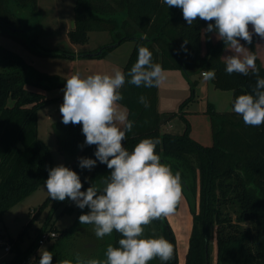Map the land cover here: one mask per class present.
<instances>
[{
	"label": "trees",
	"instance_id": "obj_1",
	"mask_svg": "<svg viewBox=\"0 0 264 264\" xmlns=\"http://www.w3.org/2000/svg\"><path fill=\"white\" fill-rule=\"evenodd\" d=\"M37 13V0H0V35L24 33L31 46L37 48L31 29ZM74 18L75 27L69 32L74 45L87 44L90 32H109L112 36L111 44L100 48L101 53L98 50L85 56L102 58L124 41L135 42L123 71L126 76L120 89L123 99L118 102L134 122L124 145L131 152L141 139H159L156 152L161 162L170 164L173 172L180 171L183 195L193 216L185 264H207V250L212 264L214 241L217 250L214 264H264V124L248 126L233 110L219 113L210 107L213 144L205 146L191 137L188 123L183 134L162 132L166 120L157 110L158 86L137 87L127 82L130 79L127 73L137 61L140 46L147 47L153 63H159L164 70H182L192 86L198 84L191 81L195 73L214 70L215 79L211 80L214 87L232 92L233 100L252 93L257 77L251 70L247 76L229 75L222 58L228 45L220 39L213 43L212 35L216 33L206 31L208 22L197 19L189 26L181 9L169 8L163 0H76ZM204 34L208 46L205 56ZM259 38L254 34L251 44L242 41L256 55V67L264 78V67L255 47ZM56 86L51 76L40 73L0 45V223L7 210L48 178L52 157L48 146L38 138L37 117L48 100L29 87ZM141 96L146 98L148 107L139 102ZM54 128L67 167L80 176L81 190L86 191L92 184L102 189L111 171L105 164L97 161L92 170L79 167L80 157L96 159V146L84 143L82 125H65L60 121ZM73 204L70 199L61 202L48 196L40 208L50 209L51 214L42 233H58L50 250L52 264L65 259L75 262L77 257L106 259L107 246L117 247L122 237L114 231L111 236L98 239L92 225L79 223V216L89 209L81 210ZM179 207L180 203L175 212ZM59 209L60 215L76 213L71 227L58 230L56 223L50 225ZM42 233L26 251L20 249L18 242H11L14 257L7 264H39L36 258L31 262L29 257L40 247ZM160 236L173 245V257L167 264H178L177 239L168 218L154 220L144 228L143 238ZM149 264L162 262L157 258Z\"/></svg>",
	"mask_w": 264,
	"mask_h": 264
},
{
	"label": "clouds",
	"instance_id": "obj_2",
	"mask_svg": "<svg viewBox=\"0 0 264 264\" xmlns=\"http://www.w3.org/2000/svg\"><path fill=\"white\" fill-rule=\"evenodd\" d=\"M163 2L169 8L181 9L189 26L197 19L208 22L206 31L215 32L234 52L224 57L229 75L247 76L251 70L257 77L252 93L236 97L232 110L242 117L245 125L264 124V78L256 67V55L240 43L243 40L251 44L254 34L264 39V0ZM163 72L159 63H153L151 51L140 46L137 61L127 73L130 77L127 82L137 87L158 86ZM202 77L204 81L214 80L215 71H204ZM125 82V73L119 69L111 75L87 77L75 72L66 79L59 109L62 123L82 125L84 143L96 146V159L80 157L79 167L92 170L99 161L111 171L102 189L92 184L82 191L83 184L77 172L58 165L48 170L44 186L52 200L70 199L81 210L88 208L87 213L79 216V223L92 225L98 239L111 236L114 231L122 238L117 247L107 246L104 260L77 257L75 262L65 259L58 264H149L157 258L167 264L173 257V245L166 238H143V235L145 226L152 221L175 213L183 198L181 173L173 172L170 164L161 162L156 152L159 139H141L131 152L125 147L126 134L134 127L127 109L118 103L123 99L120 89ZM139 102L149 106L144 96ZM39 252V264H52V252L45 248Z\"/></svg>",
	"mask_w": 264,
	"mask_h": 264
},
{
	"label": "rangeland",
	"instance_id": "obj_3",
	"mask_svg": "<svg viewBox=\"0 0 264 264\" xmlns=\"http://www.w3.org/2000/svg\"><path fill=\"white\" fill-rule=\"evenodd\" d=\"M75 4L76 0H37L39 13L33 19L31 26L37 39V48L31 46L30 40L27 39L28 37L24 33L0 35V45L2 47L22 58L40 73L51 76L53 82L57 85L54 89L34 88L35 91L42 93L48 100L38 111V138L50 149L52 168L58 165L67 167L68 164L66 156L60 149L54 126L62 121L59 109L63 103L62 90L69 74L79 72L82 77H87L94 74L111 75L117 69L123 72L135 47V42L129 40L124 41L118 47L112 48L102 58L85 56L92 55L94 52L100 51L101 47L111 44L112 36L109 32H90L87 44L74 45L70 41L69 31L74 28L75 24ZM249 30H251V25H249ZM212 37L213 43L218 42L219 39L216 35ZM202 43V55L205 56L208 53L205 34ZM240 43L250 50L242 40ZM255 47L259 62L264 67V39L259 38ZM42 49L49 52H42ZM229 55H234L231 49L227 50L225 57ZM71 56H74V58ZM222 58L224 60L223 56ZM202 81L204 82L203 86L199 84L192 86L182 70H164L163 78L158 85L157 102V110L166 120L162 125V132L183 134L188 123L192 138L198 140L201 144L209 142V133H212V130L208 129V121L211 120L210 107H213V110L219 113L230 112L233 109L234 100L232 92L217 90L211 80ZM182 110L184 111L182 113L183 117ZM47 197L48 193L43 183L24 200L7 210L0 223V238L2 241L8 245H11V242H18L20 249L26 251L38 235L42 233L51 215L50 209L40 210ZM73 206L77 207L75 202ZM182 207L188 209L189 205L186 203ZM61 210L59 209L49 221L50 225L56 223L55 229L58 230L71 227L76 219V213L73 215H60ZM174 221L171 216L169 222L172 224L171 227L177 239L178 264H184L185 257L182 251L186 247L187 250L189 249L186 242L187 236L186 232H181L178 226L174 225ZM215 231L216 227L213 236H215ZM53 242L52 239L47 240L44 245L38 248L35 255L32 254L29 257L30 261L33 262L36 258L35 261L39 263V249L45 248L50 251ZM216 253L214 241L212 264L217 260ZM13 257V251L6 253L4 247H0V264L9 263Z\"/></svg>",
	"mask_w": 264,
	"mask_h": 264
},
{
	"label": "crops",
	"instance_id": "obj_4",
	"mask_svg": "<svg viewBox=\"0 0 264 264\" xmlns=\"http://www.w3.org/2000/svg\"><path fill=\"white\" fill-rule=\"evenodd\" d=\"M74 27H75V24H74ZM74 29V28H73ZM73 29H71V30H73ZM70 30V31H71ZM69 31V32H70ZM213 35H216V34H213ZM212 35V36H213ZM217 36V35H216ZM213 38V37H212ZM229 47V46H228ZM226 48V50L224 51V53H223V57H225L226 56V54H227V50L229 49V48ZM72 58H74V56H71ZM199 76H200V78H201V80H203V77H202V74H199ZM200 86H203L204 85V82L203 81H201V82H199L198 83ZM29 89H32V90H34V88H32V87H29ZM208 129L209 130H212V126H211V120H209L208 121ZM209 142H207V143H205V144H203V145H205V146H209L210 145V143H212L213 142V137H212V133H209ZM198 141V140H197ZM211 141V142H210ZM213 144V143H212ZM182 200H183V203H182ZM182 200L180 201V207H179V210L177 211V212H175L173 215H170V216H168L167 218H168V220L170 221V217L172 216L173 217V219L175 220L174 221V225L175 226H178V229L181 231V232H186V236H187V240H186V242L188 243V245H189V241H190V236H191V232H192V228H193V216H192V214H191V211H190V208L188 207V209L186 208V207H182V206H185L186 205V203H187V205H188V202H187V200H186V198H185V196L183 195V198H182ZM172 223V222H171ZM172 225V224H171ZM0 240L2 241V239L0 238ZM4 243H6V242H4ZM7 244V243H6ZM2 245H0V247H1ZM4 247V246H3ZM4 251H5V248H4ZM12 252V251H11ZM11 252H9V253H11ZM182 253L184 254V257H185V261H186V255H187V253H188V250H187V247L186 248H184L183 249V251H182ZM184 264H185V262H184Z\"/></svg>",
	"mask_w": 264,
	"mask_h": 264
},
{
	"label": "built area",
	"instance_id": "obj_5",
	"mask_svg": "<svg viewBox=\"0 0 264 264\" xmlns=\"http://www.w3.org/2000/svg\"><path fill=\"white\" fill-rule=\"evenodd\" d=\"M46 233L41 235V237L39 239V242H38L39 246L44 245L47 240H50V239L54 240L57 237V235H58V233H56L55 231L46 232ZM0 245L4 246L6 253L11 252V245H8V244L4 243L1 240H0Z\"/></svg>",
	"mask_w": 264,
	"mask_h": 264
},
{
	"label": "water",
	"instance_id": "obj_6",
	"mask_svg": "<svg viewBox=\"0 0 264 264\" xmlns=\"http://www.w3.org/2000/svg\"><path fill=\"white\" fill-rule=\"evenodd\" d=\"M114 46V45H113ZM42 51V50H41ZM102 50L99 51V53H101ZM191 81L194 83V82H201V78L199 76V74H195L193 76H191ZM208 257H209V254H208V250H207V264H209V261H208Z\"/></svg>",
	"mask_w": 264,
	"mask_h": 264
}]
</instances>
